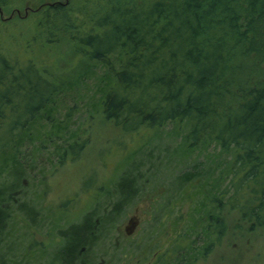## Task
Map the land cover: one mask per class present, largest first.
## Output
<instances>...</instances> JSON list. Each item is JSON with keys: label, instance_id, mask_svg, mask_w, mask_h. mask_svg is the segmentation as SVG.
Wrapping results in <instances>:
<instances>
[{"label": "trees", "instance_id": "obj_1", "mask_svg": "<svg viewBox=\"0 0 264 264\" xmlns=\"http://www.w3.org/2000/svg\"><path fill=\"white\" fill-rule=\"evenodd\" d=\"M81 4L77 11V0H55L32 12L39 20L84 15L50 63L23 57L15 32L0 41V264H129L112 256L117 223L160 187L158 218L187 202L190 209L176 211L167 242L140 264H197L227 234V210L249 230L264 229V0ZM1 18L5 27L29 19ZM80 111L103 113L132 136L151 132L147 158L115 190L110 178L88 189L84 204L54 208L48 178L89 144ZM17 215L50 241L32 231V240L9 235ZM158 218L129 254L140 256L165 233Z\"/></svg>", "mask_w": 264, "mask_h": 264}, {"label": "rangeland", "instance_id": "obj_2", "mask_svg": "<svg viewBox=\"0 0 264 264\" xmlns=\"http://www.w3.org/2000/svg\"><path fill=\"white\" fill-rule=\"evenodd\" d=\"M0 1L8 3L4 5L3 9L0 7V16L3 22L9 23V19H12L17 14L29 18L22 22L9 24L7 27L0 21V41L2 42L4 39L9 41V30L15 32L17 36L13 40L16 46L23 49V57L31 58L39 63H50L51 56L58 53L56 43L60 40L59 46L64 47L63 45L76 32V27L81 25L84 19V15L77 12L81 8L82 0H77L80 6L77 11L73 10L76 14L70 13L71 16L73 15L70 20L66 16L61 17L60 13L56 14L54 12L51 15H42L43 18L41 20H39V16L31 15L34 10L43 9V5L55 0ZM57 1L66 2L70 0ZM75 117L77 122L80 121L87 124L89 144L78 159L71 160L61 166L57 169L56 174L48 178L50 186L46 194V203L52 204L54 208L65 200L73 199V201H69V205L74 209L75 205L86 202L84 199L88 189L92 188V190L96 191L98 187L104 185L105 181L110 180V178L114 182L109 184V188L115 190V188H118L128 180V170L136 162L147 158L146 150L148 148L145 141L152 135L151 132L141 130L138 134L132 136L131 133L125 132L121 126L109 120L103 113H97L94 117L89 118L85 111H80ZM154 142L159 143L156 139ZM139 149L143 150V154L140 153L134 156V151ZM159 167L160 164L158 165ZM143 168L142 171L145 169ZM89 177H92L93 181L87 188L84 183ZM142 178H144L143 175L140 176V179ZM27 182L25 181V184H28ZM162 192L163 187H160L154 194L143 195L138 202L131 206L132 208L127 209L125 218L118 222L115 228L113 238L115 241L114 246L117 245V247H111L114 258L123 256V263L140 264L142 259L149 257L148 253L151 254L152 246L157 245L156 247L161 248L164 242H167V236L173 228L172 223L176 221V217L178 218L180 213L187 215L190 209L189 202L184 204L182 209L178 208V211L176 209L169 214L166 212L168 215L165 213L164 216L158 218V213L156 214L154 206H159L156 200ZM13 194L15 198H18L19 195L24 196V199H27V197L29 199L32 198L31 194L27 193L25 195L21 191ZM162 203L164 204V201H161ZM176 206H180V204L176 203ZM164 210H167V208ZM176 211L180 213L177 215ZM225 217L229 224L227 234L221 242L214 246L210 254L200 259L197 264H264V229L249 230L247 223L241 221L235 211L230 212L227 210ZM157 218L158 220L166 221L167 228L165 233L159 237H154L151 247L148 250H144L140 256L134 257V254H129L128 251L135 246L132 244L138 241V236L152 230ZM27 225L28 223L23 217L17 215L8 226L9 235L14 238L29 236V240H32V235L29 234L32 231L35 239L41 242L50 241L49 234L36 232L34 229H29ZM123 246H126V252H123Z\"/></svg>", "mask_w": 264, "mask_h": 264}]
</instances>
